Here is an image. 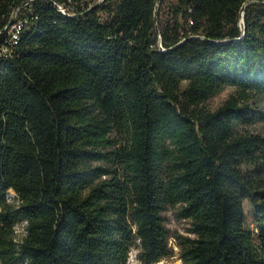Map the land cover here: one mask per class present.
<instances>
[{
  "label": "trees",
  "instance_id": "1",
  "mask_svg": "<svg viewBox=\"0 0 264 264\" xmlns=\"http://www.w3.org/2000/svg\"><path fill=\"white\" fill-rule=\"evenodd\" d=\"M248 1L161 0L156 18L158 0H0V45L28 18L0 56V264H128L134 247L158 263L175 205L184 264H264V135L239 129L264 118V0L243 36Z\"/></svg>",
  "mask_w": 264,
  "mask_h": 264
},
{
  "label": "rangeland",
  "instance_id": "2",
  "mask_svg": "<svg viewBox=\"0 0 264 264\" xmlns=\"http://www.w3.org/2000/svg\"><path fill=\"white\" fill-rule=\"evenodd\" d=\"M100 1L101 0H87V4L94 5ZM163 19L166 23L169 21L168 3L164 5ZM232 95H237L236 88L231 85H226L217 94H215L208 101H206L203 104V106L210 111H215ZM251 105L257 106L261 111H264V96L254 98V100L251 102ZM239 129L241 131H250L264 135V118L257 120L253 124L240 126ZM112 136L113 138L118 139L119 142L121 143L123 142V136H121L120 134L113 132ZM117 147L118 146L107 150L113 151L117 149ZM94 164L102 165L104 167L109 166V162L107 160H103L101 162H95ZM11 193L13 196L10 197V199L14 200L16 198L15 193L13 191ZM244 205L247 216L246 226L247 228L255 231L257 224H256V217L253 212V208L251 207L248 200L245 201ZM180 210H181V206L175 205V206H169L167 210L164 212L166 226L169 229V234H170V245L174 250V254L171 257L164 258L155 264H184V261L180 256V250L177 245V241L182 237H186V236L193 237V234L190 233L191 222L188 219H185L181 216ZM23 230H24V224L22 223L18 224L17 232L19 235H22ZM139 252H140L139 247H134L131 250L128 264H143L141 260L138 258Z\"/></svg>",
  "mask_w": 264,
  "mask_h": 264
},
{
  "label": "built area",
  "instance_id": "3",
  "mask_svg": "<svg viewBox=\"0 0 264 264\" xmlns=\"http://www.w3.org/2000/svg\"><path fill=\"white\" fill-rule=\"evenodd\" d=\"M28 3L29 2L25 3L24 5ZM60 9L64 12L66 11L63 5L60 6ZM70 9L71 11L73 10L71 7ZM27 22H28V18L20 15V8L13 11L10 21L8 25L5 27L8 33V40L6 43L0 45V56H8L10 54L12 46L18 43L20 39V35Z\"/></svg>",
  "mask_w": 264,
  "mask_h": 264
},
{
  "label": "water",
  "instance_id": "4",
  "mask_svg": "<svg viewBox=\"0 0 264 264\" xmlns=\"http://www.w3.org/2000/svg\"><path fill=\"white\" fill-rule=\"evenodd\" d=\"M160 2H161V0H158L157 7H156V15H155L156 18H157V13H158V9H159ZM254 2H258V1H255V0L248 1V2L245 3V5L242 8L241 18H240V25L243 26V29H244L243 36L245 35V32H246V24H245V17H244L245 16V8H246V6L248 4L254 3ZM227 42L228 41H224L222 43H227ZM160 44L162 45V42L161 41H160Z\"/></svg>",
  "mask_w": 264,
  "mask_h": 264
}]
</instances>
